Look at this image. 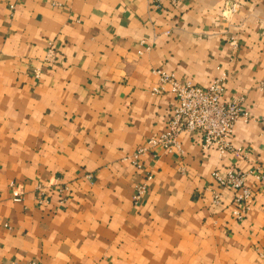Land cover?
Here are the masks:
<instances>
[{"label":"crops","instance_id":"0c3cea01","mask_svg":"<svg viewBox=\"0 0 264 264\" xmlns=\"http://www.w3.org/2000/svg\"><path fill=\"white\" fill-rule=\"evenodd\" d=\"M157 69L227 74L224 98L253 115L230 150L185 130L142 167L124 160L167 128L176 98L153 92ZM261 85L264 0H0V264H264ZM232 167L257 189L243 219L213 176Z\"/></svg>","mask_w":264,"mask_h":264},{"label":"built area","instance_id":"2783aa9c","mask_svg":"<svg viewBox=\"0 0 264 264\" xmlns=\"http://www.w3.org/2000/svg\"><path fill=\"white\" fill-rule=\"evenodd\" d=\"M177 3L181 0H171ZM237 3L228 6V11L233 13L238 9ZM56 51L53 47H49L44 58L45 64H50L55 60ZM160 74V84L154 87L153 92L161 93L165 90V85L170 84L172 93L176 98L173 111L170 115L166 130L160 134L150 136L146 143L137 147L130 155H126L124 160H128L138 167H142V156L155 146H162L168 151H172L174 147L180 148L178 143V135L185 131H196L201 135L202 147L204 149L215 148L220 153L230 150L232 139L235 133L236 123L239 119L250 121L253 115L243 106L245 97L238 95L232 99H225L227 74L222 73L211 81L208 85H198L191 81H180L162 69L155 70ZM35 74L40 75V70L35 69ZM264 85L260 87L264 89ZM260 122L264 125V115L260 117ZM243 152V148L237 149V153ZM245 155H247L245 153ZM256 170L260 171L258 166ZM252 172V171H250ZM216 182L222 187H229L235 190L234 214L238 219H243L249 210L250 201L256 192V187L247 183L248 171L232 167L225 173L219 170L213 172ZM93 178L92 173L87 175ZM259 185L264 183V174L258 173ZM149 178V177H148ZM147 183L139 185L135 191L134 199L138 201L147 189ZM259 187V186H258ZM257 187V188H258ZM60 192V201H67L66 191L69 187L66 185L58 188ZM22 191H16L14 200L22 199ZM47 199L41 198L40 202Z\"/></svg>","mask_w":264,"mask_h":264}]
</instances>
